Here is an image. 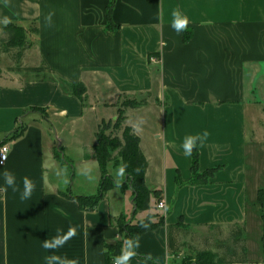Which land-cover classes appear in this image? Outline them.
Returning <instances> with one entry per match:
<instances>
[{
  "label": "crops",
  "instance_id": "obj_1",
  "mask_svg": "<svg viewBox=\"0 0 264 264\" xmlns=\"http://www.w3.org/2000/svg\"><path fill=\"white\" fill-rule=\"evenodd\" d=\"M176 9L189 21L181 32L171 27ZM10 22L26 30L28 45L0 46V145L9 147L0 173L13 171L20 191L27 176L35 189L22 201L0 177V264H45L53 250L43 249V241L70 227L76 235L56 254L77 264H112L108 249L126 246L122 224L153 214L164 220L138 237L130 264H181L182 252L171 253L168 244L169 227L178 223L185 230L245 225L249 231L247 194L256 192L257 203L264 171L255 184L253 131L249 136L244 118L251 111L254 117L256 104L253 98L251 108L240 102L258 90L264 98V0H0V36ZM76 84L86 88L84 102L73 92ZM138 96L146 101L128 107V126L148 161L146 185L166 208H158L153 194L150 209L136 212L128 186L84 208L74 197L95 195L103 176L94 153L100 124L112 120L105 117L110 112L116 111L114 120L120 109L126 113L123 103ZM151 117L160 118L161 131L150 127ZM53 120L66 148L91 149L80 159L84 172L100 170L91 187L75 164L56 157L64 153L51 137ZM19 127L22 134L12 139ZM148 129L155 133L152 159L143 148ZM205 132L197 140L198 170L215 171L191 184L192 155H185L183 143ZM118 168L108 163L109 175L121 183L125 177L111 173Z\"/></svg>",
  "mask_w": 264,
  "mask_h": 264
},
{
  "label": "trees",
  "instance_id": "obj_2",
  "mask_svg": "<svg viewBox=\"0 0 264 264\" xmlns=\"http://www.w3.org/2000/svg\"><path fill=\"white\" fill-rule=\"evenodd\" d=\"M6 36V40L2 39L1 42H6L10 48L23 49L26 45V30L17 24L10 22L3 29ZM23 55V50L15 55L16 60ZM73 92L76 93L82 102L85 101L86 88L82 84H76L72 86ZM146 101V100H145ZM144 102H138L135 100H126L123 103L124 107L137 108ZM124 111L119 110V116L123 115ZM123 124V120L117 118L115 120L114 127L119 129V125ZM112 124L105 123L103 128H99L96 135L97 143L94 146V153L98 160L102 170V181L98 192L92 196H75L80 205L87 209H94L98 203L105 197L106 193L116 186H128L133 191V202L136 212L148 211L150 209L152 195H157V200H160L157 191H152L148 188L145 181L146 172L148 169V161L140 147V138L133 132L131 127H126L122 132V137L113 132L107 133ZM23 132V128L19 127L11 136V138L19 137ZM118 153L120 159L116 158L114 152ZM56 157L64 164L72 166V163L64 156L60 151L56 152ZM114 162L116 166L126 165L124 180L121 183L116 182L113 176L108 173V163ZM199 164V151L197 147L193 148L192 152V170L193 177L190 180L191 184L201 183L208 179L215 169L208 170L204 173H200L198 170ZM178 183H180L178 179ZM257 204L261 208V219L263 226V249H264V187L260 188L257 193ZM163 217L159 214H153L145 219H142L136 223L122 224V231L125 234V239L138 238L141 234L151 231L161 225ZM142 223L147 224V227H143ZM185 226L178 223L175 226L169 227V250L171 253H178L182 245L180 243V233L185 230ZM246 226L245 225H232L230 227L228 239L220 244V248H225V253L222 255L211 248L197 250L195 252L196 263L195 264H258L250 263L247 259V239H246ZM122 243H118L113 247H110L107 252L109 262L121 253ZM264 264V261L261 263Z\"/></svg>",
  "mask_w": 264,
  "mask_h": 264
},
{
  "label": "rangeland",
  "instance_id": "obj_3",
  "mask_svg": "<svg viewBox=\"0 0 264 264\" xmlns=\"http://www.w3.org/2000/svg\"><path fill=\"white\" fill-rule=\"evenodd\" d=\"M1 36H2V39L6 40V36L4 32L1 33ZM2 45H3V42H1L0 46ZM4 45H6V43ZM27 45H28V42L26 38V45L24 47L26 48ZM40 77L48 81L57 80L53 76H50V74L42 73ZM249 98L251 100H249ZM249 98L246 101H241L240 104L243 106L250 105V108H251V106H253L252 98L255 100V104H256V110H255L254 117L252 118L250 115L252 114L253 111L248 112L249 114L245 116L244 121H245L246 130L249 136L252 134L251 131H253L252 138H253V142L255 145V150H254V153H252L253 155L252 157L255 158L256 164H258L256 167L259 170V173H258L259 175L257 174L255 178V184H257L260 182V172L264 171V98H263V95L259 92V90L256 91V93L252 94V97H249ZM136 101L144 102L145 97L138 96L136 98ZM211 103L216 104V102H211ZM194 104L199 105L201 107L204 106V102H200V103L198 102L197 104L196 103ZM124 108L126 110V113H123V115L118 116L119 120L121 121L123 120V124L121 125V128H120V125L118 126L119 129L114 127L115 120L113 118L116 115V111L110 112L109 116H105V117L112 118V120L109 121L112 124V126L107 131V133L113 132L114 134H119V136L122 137V132L126 127H128V122H129L128 121L129 119L127 116V111H129V109L128 107H124ZM136 119L137 117L131 118V121L136 120ZM151 119H152L153 124L149 126L153 129L155 128L161 131L162 122L160 118L158 119L156 117H151ZM105 123L106 122H103L102 124H100V129L103 128V124ZM50 128L52 131L51 137L56 146V149L58 150L61 148L66 158L70 162L75 164V166H77L76 167L78 169L77 174L83 173L88 176V177H85L84 179L87 180L86 184H88L89 187L94 185L100 174V170L97 167H90L84 172L82 170L81 162H80L81 161L80 159L83 156L88 157L91 155V149L85 148L84 151H82V150H79V147L77 146H73L70 149L66 148V143L64 142V144H61L60 139L57 138L56 136V131H59L60 129V125L58 124V122L53 120L52 124L50 125ZM90 131L91 129L89 128V136L91 134ZM148 131L150 132L151 129H148ZM146 133L144 134V138H143V148L150 155L152 159L154 157V154H152V147H151L150 141L152 140L155 133L154 132L152 133L150 132L147 134ZM114 155L116 156V158L120 159L117 151L114 152ZM258 161H260V163H258ZM111 173L116 174L112 169H111ZM115 176H116V179H119L117 175ZM80 181H81V178L77 177L76 183ZM153 202L155 203V200H153ZM247 202L249 205L248 212L251 218V222L249 223L251 227L249 231L245 234L246 239H247V242H246L247 259L250 263L261 264L264 261V249H263V240H262L263 227H262V219H261V208L259 204L256 203V192L254 191L252 192V190H249L247 194ZM136 222L130 221L128 223L131 224V223H136ZM230 227H231L230 225H217V226L202 228L198 230H192V229L182 230L180 233V237H179L180 243L183 244L180 250L182 252L181 264H195L196 263L195 252L197 250H202L206 248H211L214 251H217L223 255L225 253V248L224 247L220 248L219 246L223 241L228 239Z\"/></svg>",
  "mask_w": 264,
  "mask_h": 264
},
{
  "label": "clouds",
  "instance_id": "obj_4",
  "mask_svg": "<svg viewBox=\"0 0 264 264\" xmlns=\"http://www.w3.org/2000/svg\"><path fill=\"white\" fill-rule=\"evenodd\" d=\"M172 24L171 27L176 32H181L185 30L188 26V18L180 10L176 9L172 12ZM47 20L51 21V14L47 17ZM208 133L205 132L202 137L188 136L185 138L183 143L185 155L191 156L193 148L197 146V140L201 142L207 137ZM0 158H3L2 153H0ZM126 165L118 168L116 175L123 178L125 175ZM4 184L12 189L13 192H20V199L30 200L32 198L33 191L35 189V183L27 176L23 178V190L20 191L17 185V178L13 171L5 170L0 173ZM143 227H147V224L142 223ZM76 235V228L70 227L69 230L64 233L63 229L57 228L56 235L51 239H45L42 243V248L45 250H53L51 254L44 257L45 264H77L74 260H69L66 257L58 255L54 250L62 248L69 239ZM139 248V239H129L126 242V246L121 250L120 255L114 258L113 264H130L131 260L135 256V249Z\"/></svg>",
  "mask_w": 264,
  "mask_h": 264
},
{
  "label": "built area",
  "instance_id": "obj_5",
  "mask_svg": "<svg viewBox=\"0 0 264 264\" xmlns=\"http://www.w3.org/2000/svg\"><path fill=\"white\" fill-rule=\"evenodd\" d=\"M0 153H2V155H3V158H0V164L3 165L8 160V157H9V147L7 144H1L0 145ZM158 208L159 209L166 208V202L163 200H160L158 203Z\"/></svg>",
  "mask_w": 264,
  "mask_h": 264
}]
</instances>
